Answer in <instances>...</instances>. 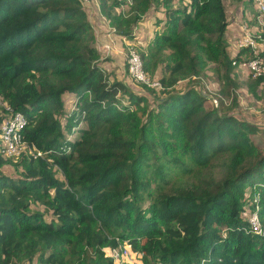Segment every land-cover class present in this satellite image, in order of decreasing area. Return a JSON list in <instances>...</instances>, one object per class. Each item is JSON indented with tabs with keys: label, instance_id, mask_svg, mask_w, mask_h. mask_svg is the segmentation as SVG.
<instances>
[{
	"label": "trees",
	"instance_id": "1",
	"mask_svg": "<svg viewBox=\"0 0 264 264\" xmlns=\"http://www.w3.org/2000/svg\"><path fill=\"white\" fill-rule=\"evenodd\" d=\"M97 2L127 38L161 7L163 28L140 54L146 71L156 58L163 67L151 101L100 66L82 0H0V122L22 113L25 146L40 151L22 159L19 175L0 171V264H112L101 247L118 241L140 264H264L255 125L206 105L193 85L171 89L206 60L221 69L220 93L234 87L239 53L224 38V0H132L122 20L116 0ZM251 78L253 87L263 75ZM250 212L262 232L250 228Z\"/></svg>",
	"mask_w": 264,
	"mask_h": 264
},
{
	"label": "rangeland",
	"instance_id": "2",
	"mask_svg": "<svg viewBox=\"0 0 264 264\" xmlns=\"http://www.w3.org/2000/svg\"><path fill=\"white\" fill-rule=\"evenodd\" d=\"M89 1L91 0H82V3L85 7L86 4H89ZM132 1V0H131ZM187 0H172L171 4L173 6H181L183 2H186ZM123 3V9L121 12V16L119 19L124 18H130L133 15L132 10L130 9L131 2L126 3L125 0H122ZM243 5L240 6L239 0H224V8L227 13V18L229 19V23L227 24V28H234L236 19L235 17V10L241 11L243 16L251 17L252 14V8L250 9V3L248 0H243L241 2ZM241 7V8H240ZM161 7L159 5L157 7L151 6L147 11L144 13L142 19L137 23L136 27L133 26L131 29V32L133 34V37L127 38L124 34L119 32L122 29V25H120L119 29L115 26H111L113 29H110V32H113V34L116 35L115 38L108 37L107 39L105 36L103 37V34H98V38L93 37L92 44L94 46H97V50L100 51V48L98 45L102 47L103 52L100 57V66L110 74L109 78H115V79H121L123 80L132 91L146 95L149 101H151V93L147 90L148 88L144 87L143 85L133 81L125 70V59H126V43H132L134 45V48L137 49V51L142 54L144 53L145 49L147 47V44L151 41V37H153V34L159 32L162 27V21H160V24H157L159 18H161ZM251 11V14L249 12ZM148 15L150 20L144 19L145 16ZM152 21L153 24H157L158 28L152 29L149 28L147 22ZM151 29V30H150ZM93 32V31H92ZM94 34V33H93ZM105 34V33H104ZM152 35V36H151ZM122 37L125 38L123 41ZM142 38V39H141ZM146 41H143L145 39ZM201 43V41H198ZM197 43V44H200ZM105 44H108L112 47V50L108 52V50L102 46ZM143 44V45H141ZM227 46L231 47V50L234 47V43L227 44ZM105 48V50L103 49ZM233 52V51H232ZM166 53V52H165ZM236 54L239 53V64L237 67L234 68L233 71V80H234V87H232L229 90V93L226 95L220 93L218 91V85L221 82V69L220 67L211 60H206V66L204 70L199 74L198 76H186L183 78H180L174 87H172V90H180L183 88H186L189 85H193L194 89H197L198 91L202 92L204 95L207 96L205 104L208 106L217 105L222 106L219 109L225 110L228 109L227 112L233 113L237 117L247 120L251 123H253L256 127V133H255V140L258 141L262 147H264V76L261 79H258L256 85L253 87L250 86V84H253L255 79H252L251 76L247 73L245 68V61H246V55L244 52H235ZM234 53V55H235ZM108 54V55H106ZM159 58V56H158ZM168 57H165V60L168 61ZM104 60L105 62L103 65H101V61ZM157 60V58H156ZM155 60V61H156ZM145 61V60H144ZM149 62L147 61L146 68L148 70V73L152 77L160 76L163 72L162 63L157 62ZM244 67V68H243ZM218 68V69H215ZM123 101L125 98L122 99ZM221 102V104H220ZM5 102L0 99V115L6 114L2 109H5ZM24 150V151H23ZM21 150V153H19L16 156L12 157H5V162L0 167V171L2 174L6 175H16L20 174V170L22 168V164L24 160L23 158H28V155L30 153V149L26 148ZM23 151V152H22ZM23 153V155H22ZM57 175L60 177L59 172L56 171ZM174 181H180L181 178L174 176ZM30 211H40L37 209L35 205L30 208ZM83 249L84 247L80 245L77 248L76 255L74 259H77L81 261L83 258ZM103 253L107 256V249L108 247L102 246L101 247ZM134 251V250H133ZM140 255V253H137ZM132 255V254H131ZM141 259V258H140ZM140 264V260L134 257L131 260H126L125 264Z\"/></svg>",
	"mask_w": 264,
	"mask_h": 264
},
{
	"label": "built area",
	"instance_id": "3",
	"mask_svg": "<svg viewBox=\"0 0 264 264\" xmlns=\"http://www.w3.org/2000/svg\"><path fill=\"white\" fill-rule=\"evenodd\" d=\"M116 1L118 2L119 10L122 11V0ZM125 1L126 3L131 2V0ZM251 5V18L254 20L253 27L248 28L244 21L240 23V34L234 41L233 49L237 52L242 50V48L246 49L245 68L250 76H264V0H251ZM122 39L123 41L125 40L124 37ZM104 47L109 49L108 44H105ZM125 70L133 81L146 88L157 89L160 87L158 78L150 76L148 71L143 68L140 53H138L132 43H126ZM25 121V116L20 112L8 114L1 120L0 154L2 156H16L25 148L26 144L21 136V128ZM30 152L33 156L40 155V151L37 149H31ZM247 216L250 228L255 232H262L263 224L260 222L257 213L250 212ZM106 253L112 264H125L126 260L134 259L135 256L140 260V257L126 242L118 241L116 245L108 248Z\"/></svg>",
	"mask_w": 264,
	"mask_h": 264
},
{
	"label": "crops",
	"instance_id": "4",
	"mask_svg": "<svg viewBox=\"0 0 264 264\" xmlns=\"http://www.w3.org/2000/svg\"><path fill=\"white\" fill-rule=\"evenodd\" d=\"M243 0H239V2H240V6H242L243 4L241 3ZM249 1V3H250V9L252 8V5H251V1L250 0H248ZM241 8V7H240ZM85 9H86V12H87V16H88V20H89V22H90V25H91V28H92V31H93V35L95 36V37H97L98 38V34H103V37L105 36V38L107 39L108 37H110V38H115L116 37V35L115 34H113V32H110V29H113L112 27H111V25L108 23L109 21H108V18L107 17H105L102 13H100V10H99V6H98V2H97V0H91V1H89V4H86L85 5ZM252 11V10H251ZM251 11L249 12V14H251ZM235 17H234V19H236V22H235V26H234V28H232V29H230V28H227V26H226V30H225V33H224V38H225V41H226V44H229V43H231V44H233L234 43V41H235V39L239 36V34H240V23L242 22V21H244V19H249L246 15L245 16H243L242 14V12L241 11H239L238 9L237 10H235ZM142 19V18H141ZM144 19H147V20H150L149 19V16L148 15H146L145 16V18ZM143 20V19H142ZM138 23V22H137ZM147 24L149 25L148 27L149 28H152V29H157L158 28V25H155V24H153L152 23V21H148L147 22ZM137 25V24H136ZM136 25H135V27H136ZM151 30V29H150ZM105 33V34H104ZM154 35V34H153ZM152 36V35H151ZM94 37V38H95ZM142 39V38H141ZM143 39H145V38H143ZM151 39H152V37H151ZM143 41H146V39L145 40H143ZM150 43V42H149ZM141 45H143V44H141ZM149 44H147V46H148ZM102 46H104L103 44H102ZM96 47V50H97V46H95ZM98 47L100 48V51H98L97 50V52H98V54L99 55H101V53L103 52V50H102V47L100 46V45H98ZM104 50H105V48H103ZM144 49H146V48H144ZM230 50V52H231V54L232 55H234V53L236 52L234 49H232L231 50V47L229 48ZM108 50V49H107ZM110 50H112V47L109 45V50H108V52H110ZM233 51V52H232ZM106 55H108V54H106ZM102 57H100V59H101ZM105 61L104 60H102L101 61V65H103V63H104ZM244 68V67H243ZM245 70H246V68H244Z\"/></svg>",
	"mask_w": 264,
	"mask_h": 264
},
{
	"label": "clouds",
	"instance_id": "5",
	"mask_svg": "<svg viewBox=\"0 0 264 264\" xmlns=\"http://www.w3.org/2000/svg\"><path fill=\"white\" fill-rule=\"evenodd\" d=\"M83 4V3H82ZM84 6V5H83ZM116 9L119 11V6L117 5V7H116ZM124 66H125V64H124ZM26 147V146H25ZM25 149V148H24ZM35 149V148H34ZM30 151H31V149H30ZM21 153V152H20ZM40 156V155H39ZM35 157V156H34Z\"/></svg>",
	"mask_w": 264,
	"mask_h": 264
}]
</instances>
